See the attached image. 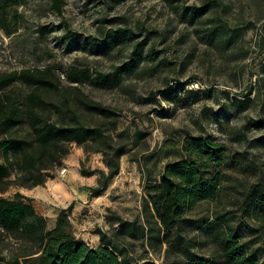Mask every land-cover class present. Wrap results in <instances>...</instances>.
<instances>
[{
    "label": "rangeland",
    "instance_id": "obj_1",
    "mask_svg": "<svg viewBox=\"0 0 264 264\" xmlns=\"http://www.w3.org/2000/svg\"><path fill=\"white\" fill-rule=\"evenodd\" d=\"M114 32V44L99 46L96 39ZM136 42L143 48L132 61ZM72 65L105 73L113 81L69 82L63 72ZM45 66L60 74L61 86L71 94L76 92L71 85H77L83 95L117 112L115 129L110 124L104 128L107 135L116 139L129 130L141 136L127 145L119 172L98 196L90 188L98 184L99 171L107 170L103 155L75 142L43 185H11L1 192L7 198L16 190L27 197L36 193L37 201L29 198L48 228L55 225L60 208L54 202L59 201L43 195L54 188L63 192L65 177L81 176L82 167L94 169V184L83 185L89 206L81 208L73 225L80 233L96 235L99 229L123 248L110 235L114 213L127 219L140 216L143 182L150 176L157 179L166 163L183 157L185 135H210L228 145L241 161L230 170L235 186L239 179L248 183L264 176V0H62L60 13L53 0H0V72ZM192 79L202 88L190 90ZM25 89L22 84L12 87L13 92ZM83 116L88 124L95 123V117ZM14 134L24 136L25 142L32 138L26 125ZM215 208L213 202L195 207L189 216L199 222L182 225L198 255L213 254L210 220ZM246 233L247 241L262 247L263 258L264 234ZM1 239L4 261L1 257L17 244ZM129 241L131 254L138 257L148 250L156 264L183 263L188 254L180 247L163 246L158 252L140 239Z\"/></svg>",
    "mask_w": 264,
    "mask_h": 264
},
{
    "label": "trees",
    "instance_id": "obj_2",
    "mask_svg": "<svg viewBox=\"0 0 264 264\" xmlns=\"http://www.w3.org/2000/svg\"><path fill=\"white\" fill-rule=\"evenodd\" d=\"M61 3L53 0L59 13ZM115 34L96 39L99 46L108 49L114 44ZM142 48L141 42L133 45L132 61ZM63 74L69 82L98 85L113 81L105 73L92 74L87 67L75 65ZM15 84L26 89L13 92ZM71 86L76 91L72 94L68 87L61 86L60 74L51 66L0 72V149L4 157L0 162V239L6 237L17 244L1 257L4 261L0 264H156L148 250L138 257L131 254L130 239H140L147 249L158 252L163 246L180 247L188 254L183 263L176 264H264L262 247L245 239L247 231L250 235L264 234V176L248 183L239 179L235 186L230 170L241 161L226 143L210 135H185L183 157L166 163L157 179L146 178L142 184L141 221L139 217L127 219L114 213L110 235L123 248L113 245L107 233L99 229V246L81 241L72 230V204L60 209L55 225L48 228L46 218L29 197L18 190L12 198L2 196L1 192L11 185H43L51 177L48 172L62 164L72 142L103 155L107 170L99 171L98 184L90 188L91 195L98 196L119 172L120 157L127 145H134L141 137L129 130L121 131L116 139L107 135L104 128L110 124L115 129L117 112L83 95L77 85ZM83 113L95 117V123L85 122ZM23 125L31 131L29 142L14 134ZM9 172H13V178ZM80 172L89 176L95 170L82 167ZM209 202L216 205L210 220L214 251L211 256H203L191 249L182 225L198 223L199 219L189 214Z\"/></svg>",
    "mask_w": 264,
    "mask_h": 264
},
{
    "label": "crops",
    "instance_id": "obj_3",
    "mask_svg": "<svg viewBox=\"0 0 264 264\" xmlns=\"http://www.w3.org/2000/svg\"><path fill=\"white\" fill-rule=\"evenodd\" d=\"M94 180L95 177L93 179V175H89V176H85V175H81L76 177L75 175H67V177H65V182L63 183L65 188L63 190V192L58 191L56 188H54V190L52 191L50 189V194L49 193H45L43 195L44 198H46V195L48 194V200H52V195L56 198V200H58L59 202H54L55 204H57L59 206L60 209H64L65 207H67L69 204H72V208L69 214L71 223H72V230L74 232V234L83 242H85L86 244L90 245V246H99L100 243V238L98 233H96V235L94 236L93 233H91L89 230L80 233V227H74L73 222L74 219L77 217V215L79 214L81 208L83 206L88 207L89 204L88 203V199H87V190L83 185H88L91 186L94 184ZM30 196H34L36 198L35 201L38 200L37 194H30L28 195ZM34 203V200L32 201ZM35 205V204H34ZM59 209V210H60ZM58 210V211H59ZM57 211V210H56ZM77 232H76V230Z\"/></svg>",
    "mask_w": 264,
    "mask_h": 264
},
{
    "label": "built area",
    "instance_id": "obj_4",
    "mask_svg": "<svg viewBox=\"0 0 264 264\" xmlns=\"http://www.w3.org/2000/svg\"><path fill=\"white\" fill-rule=\"evenodd\" d=\"M189 88L197 90L199 88H202V85L200 84V82L198 80L192 79L189 82ZM60 171H61V173H64L66 171V168L62 167Z\"/></svg>",
    "mask_w": 264,
    "mask_h": 264
}]
</instances>
